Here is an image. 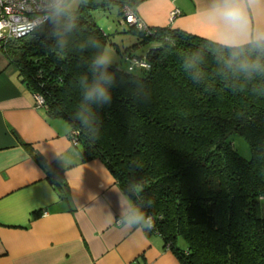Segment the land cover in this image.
Here are the masks:
<instances>
[{"label": "trees", "instance_id": "trees-1", "mask_svg": "<svg viewBox=\"0 0 264 264\" xmlns=\"http://www.w3.org/2000/svg\"><path fill=\"white\" fill-rule=\"evenodd\" d=\"M105 1L137 38L121 53L125 69L102 62L107 36L84 4L54 11L2 55L48 118L69 125L81 162L103 163L152 216L146 232L181 264H264V41L228 47L170 28L141 30L125 24L123 9L138 17L146 0ZM129 58L149 69L130 71ZM232 134L246 141L250 161L227 142ZM63 174L53 165L46 178L67 199Z\"/></svg>", "mask_w": 264, "mask_h": 264}, {"label": "crops", "instance_id": "crops-1", "mask_svg": "<svg viewBox=\"0 0 264 264\" xmlns=\"http://www.w3.org/2000/svg\"><path fill=\"white\" fill-rule=\"evenodd\" d=\"M137 15L223 46L264 41V0H146ZM0 56V264H181L159 234L122 222L141 214L132 200L101 161L81 162L69 125L37 108ZM53 165L67 199L47 181Z\"/></svg>", "mask_w": 264, "mask_h": 264}, {"label": "built area", "instance_id": "built-area-1", "mask_svg": "<svg viewBox=\"0 0 264 264\" xmlns=\"http://www.w3.org/2000/svg\"><path fill=\"white\" fill-rule=\"evenodd\" d=\"M69 0H0V55L12 41L21 40L31 35L44 25L51 14L62 8ZM125 24L136 26L141 30H149L141 20L128 8H124ZM179 15L174 11L170 15L172 22ZM129 70L149 69L145 60L126 59ZM37 108L42 109L44 101L39 96H33ZM73 146L75 143L72 142Z\"/></svg>", "mask_w": 264, "mask_h": 264}, {"label": "rangeland", "instance_id": "rangeland-1", "mask_svg": "<svg viewBox=\"0 0 264 264\" xmlns=\"http://www.w3.org/2000/svg\"><path fill=\"white\" fill-rule=\"evenodd\" d=\"M91 7L90 14L98 28L107 36V44L103 53L102 62L106 65H117L125 69L126 64L121 58V53L137 43L135 36L125 34L124 23L117 4L105 0H69L62 8L65 11H76L81 5ZM152 45L140 47L134 55L142 54ZM120 52H118L117 51ZM2 56H0V59ZM234 150L245 161H250L251 152L246 141L235 134L227 138ZM180 244V243H179ZM181 245V244H180Z\"/></svg>", "mask_w": 264, "mask_h": 264}, {"label": "clouds", "instance_id": "clouds-1", "mask_svg": "<svg viewBox=\"0 0 264 264\" xmlns=\"http://www.w3.org/2000/svg\"><path fill=\"white\" fill-rule=\"evenodd\" d=\"M122 222L128 225H140L141 230L145 231H151L155 226L152 216L144 213L140 214L139 216L133 219L124 218Z\"/></svg>", "mask_w": 264, "mask_h": 264}]
</instances>
